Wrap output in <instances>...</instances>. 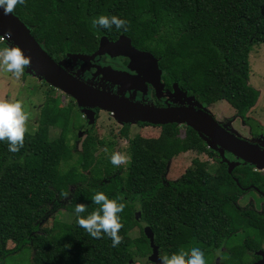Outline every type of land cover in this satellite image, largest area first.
<instances>
[{"label":"trees","instance_id":"obj_1","mask_svg":"<svg viewBox=\"0 0 264 264\" xmlns=\"http://www.w3.org/2000/svg\"><path fill=\"white\" fill-rule=\"evenodd\" d=\"M13 13L54 59L69 49H94L101 36L116 40L125 34L159 59L168 81L178 82L202 103L225 100L245 114L259 99L260 91L249 82L250 53L264 44V0H24ZM99 14L123 17L127 31L93 29L91 18ZM4 46L7 40L0 39ZM52 89L39 126L25 132L19 151L9 152L7 142L0 141V264L23 247L33 250L31 264H155L147 257L144 225L154 231L162 256L187 253L205 240L222 244L240 229L264 233V218L242 215L233 200H221L239 189L224 164L214 176L199 167V181L190 175V181H177L174 188L162 185L171 158L189 150L210 153L193 128L186 125L183 136L178 124L154 126L157 132L144 128L130 139L128 168L115 173L109 156L97 154L92 133L80 150L74 149L69 134L79 122L77 104L72 99L65 105ZM53 126L60 128L55 137L50 135ZM95 191L125 204L116 247L106 236H89L75 222L76 203L86 205L81 215L99 207L90 199ZM58 206L73 219H48L50 209ZM47 220L51 225L45 230ZM137 228L139 236L133 235Z\"/></svg>","mask_w":264,"mask_h":264},{"label":"flooded vegetation","instance_id":"obj_2","mask_svg":"<svg viewBox=\"0 0 264 264\" xmlns=\"http://www.w3.org/2000/svg\"><path fill=\"white\" fill-rule=\"evenodd\" d=\"M99 47H100V43L97 44V46L91 50H87L83 48V50L77 49L76 51H74V49H69L60 58L57 57L55 59L58 62L65 61L63 65L65 66V69L69 73L77 76L82 81L88 83L89 85H92L95 88L102 89L104 91H110L115 94H120L127 98H131L136 101L142 102L144 104L155 105L157 107L177 106L178 104H182L181 101L184 100V98L178 102L175 101V97L172 95L174 90L173 84L175 83V81H168L161 67H160L161 74L159 78L160 82L157 83L158 86L154 85L151 82H146L144 86L142 85L140 89L122 88L120 85L104 79L103 73H98V72H100V69H103V67H111L112 69L115 70L127 71L131 75H136L138 71L137 69L130 67V58L128 56L121 54L113 55L110 52H104L103 54L97 55L94 59H91L86 63L85 61H83V59L76 57V55L78 56L81 54L92 55L99 49ZM136 47L140 50H147L144 48H140L138 46ZM27 74L31 75L33 78H36L35 76L32 75V73H27ZM42 82L47 83L46 81H41V83ZM47 84L50 85L49 83ZM49 87L50 89H48V91L51 90L52 86L50 85ZM188 95L191 94L188 93ZM69 98H70L69 103H71L72 99L74 98L71 96H69ZM74 101L77 104L79 112H81V115L79 116L78 124L76 126L74 125L72 126L71 132L69 134L70 141H73L72 144L74 145L75 150H80L82 148L83 141L90 133H92V135L96 138L97 144L99 146V152L97 154L103 153L106 156L107 155L109 156L114 151L121 152L125 150L127 152V155L129 156L130 139L133 138L135 135L139 134L137 133L139 129L166 125V124L155 125L148 122L139 121L137 122V127L139 126L140 128L136 129L134 128L135 126L132 125V123L130 122L120 123L119 121H117L115 118L112 117L114 120L113 123L116 122L115 125L116 129L112 128L109 131V134L101 136L97 130V122H99L103 113H108L110 115L111 112L101 108L84 109V107L79 106V104L75 99ZM199 102L202 103L201 101ZM202 104L204 108L206 106H211L210 104L207 103H202ZM43 105L44 102L41 105L40 109H42ZM255 105L245 114L238 113L235 110L234 112L235 119L234 118L233 119L235 121L239 120L238 128L240 130H238L234 126L235 121H233V119L230 120L229 117L224 115H220V116H221L222 124H227L231 128H236L238 132L242 134V138L248 140L250 143L254 145H257L260 151L264 152V119H263L264 107L261 108L259 107L258 111H256L254 110ZM92 111L94 112L95 122L89 125L90 122L89 113ZM257 112H259V114ZM168 124H177V123H168ZM178 125L182 130L181 135L183 136L186 124H178ZM117 131H119V133L121 134V140H117L116 137L112 136V133H115ZM199 136L206 143L208 149L211 150L210 153L206 150L203 151L189 150V151L197 152L200 156H205L211 159L213 164L206 165L207 166L206 169L211 171L213 176L215 174L214 169L224 164L228 173L230 174V177L233 179V181L237 184L239 188L237 191H235L234 195L232 193H226L225 198L221 200H233L232 202L236 206L237 210L243 213L242 215L250 216V213H254L264 218V167H260L257 164L246 162L244 159L238 157L236 154L228 150L222 149L221 147L214 145V143L212 146H210L207 140L204 139L201 134H199ZM122 140H126L128 144L127 147L123 146ZM189 151H185L181 154L187 153ZM221 151L224 153L222 154ZM177 156L171 158L172 161L169 167L167 164L165 173L162 175L161 183L164 186H172V184L177 181H190V175L193 176V174H189L188 176H186L185 174H188V171L190 170V167L193 165V163H195L196 161L198 162L200 159L198 157L194 158L191 166L185 169L181 173V175H179L177 178H169V174L171 173V165H173L172 162L175 160ZM129 161L130 159L126 162L125 165L115 166V173L122 174L128 168ZM199 162H200L199 164L202 163L201 161ZM100 164H102V166L100 167H103V162H101ZM86 172L89 174L90 170ZM240 178H242L243 183H241ZM195 180L199 181V178L197 179V176H195ZM172 188L174 187L172 186ZM195 201L197 202V204L200 203L199 202L200 200H195ZM62 203H64L63 200L60 204ZM62 208L66 210V208L63 206H58L55 209H50V210L59 211L62 210ZM139 212L140 209H137L136 211L137 219L140 218ZM38 231L40 233H44L43 230L41 229H39ZM237 233H240L243 237L242 238L243 246L235 245V244L232 246H227L226 244H224L225 242L218 245L215 242L208 243L206 242V240L204 241L203 244L197 246L201 248L204 252L205 264H264V233L253 234L249 230L247 231L243 230ZM149 246H150V252L147 255L148 258L152 253V247L150 245V241H149ZM139 258L141 257L139 255H136V259Z\"/></svg>","mask_w":264,"mask_h":264},{"label":"water","instance_id":"obj_3","mask_svg":"<svg viewBox=\"0 0 264 264\" xmlns=\"http://www.w3.org/2000/svg\"><path fill=\"white\" fill-rule=\"evenodd\" d=\"M0 35H6L9 46H18L30 57L26 73H32L52 87L73 97L79 106L85 108H101L111 112L120 123L139 121L151 124H186L202 135L210 146L216 145L228 150L246 162L264 167V152L257 145L237 136L226 129L215 117L204 108L195 95L173 84L175 101H181L177 106L157 107L144 104L131 98L110 91H104L89 85L77 76L69 73L63 65L65 61H56L38 42L31 29L13 12L5 15L0 9ZM110 52L113 55H125L130 58V67L137 69L136 75L111 67H103L100 72L104 79L120 85L122 88L140 89L146 82L154 85L160 82L159 59L149 50H140L128 35L121 34L116 40H110L104 35L100 40L99 49L92 55H76L85 61L94 59L97 55ZM158 86V85H157ZM203 107V108H202ZM94 112L89 113L90 124L95 122ZM172 160L169 161L168 167ZM144 233L150 241L152 253L149 260L160 264V247L155 242V234L149 225H145Z\"/></svg>","mask_w":264,"mask_h":264},{"label":"clouds","instance_id":"obj_4","mask_svg":"<svg viewBox=\"0 0 264 264\" xmlns=\"http://www.w3.org/2000/svg\"><path fill=\"white\" fill-rule=\"evenodd\" d=\"M24 3V0H0V9L7 15L12 13L17 5ZM127 20L115 14H99L91 18L90 25L93 29H122L127 31ZM30 64L28 57L18 46L0 47V68L11 73L19 79ZM28 115L19 100L0 97V141L7 142V150L15 153L24 144L25 132L28 130ZM109 162L113 166L125 164L130 157L121 152H112ZM91 202L99 207L86 212L84 203H76L73 211L76 214L75 222L93 238L106 236L111 240V246L116 247L122 237L119 230L122 227L121 216L125 204L119 197L109 198L103 191H95L90 197ZM160 264H205L204 252L199 247H191L187 253L183 250L173 252L170 255L160 257Z\"/></svg>","mask_w":264,"mask_h":264},{"label":"rangeland","instance_id":"obj_5","mask_svg":"<svg viewBox=\"0 0 264 264\" xmlns=\"http://www.w3.org/2000/svg\"><path fill=\"white\" fill-rule=\"evenodd\" d=\"M2 41V40H1ZM250 64H251V74H250V80L249 82L256 87L260 91L258 102L255 105L256 111H258V108L264 107V44L255 45L250 53ZM129 74V72L124 71ZM131 75V74H130ZM34 76V75H33ZM36 78H33L31 75H22L19 79L14 77L11 73L5 72L2 68H0V97L2 98H11L13 100H19L22 104L23 109L28 115V119L26 121L27 128L29 131H35L37 127L39 126V118L41 115V105L46 100V95L48 89H50V85L47 83H41V81L37 76ZM53 92H55L57 95L61 96L63 100L65 101V105L70 104V98L67 94L62 92L59 89H52ZM211 106H206L205 108L208 109V111L215 117V119L224 127L228 128L232 132H234L237 136L242 138V134L238 132L240 130L238 128L239 120L235 121L234 119V112L235 109L225 100H221L219 102L210 104ZM253 110V111H254ZM259 114V112H257ZM77 114V113H76ZM78 118L81 115V112L78 113ZM224 115L229 117V119H233L234 126L236 128H231L227 124H222L221 116ZM76 116V115H75ZM115 118L112 114L103 113L99 122H97V130L99 134L107 135L109 134V131L113 128L116 129V122L113 123V118ZM116 119V118H115ZM264 119V117H263ZM117 120V119H116ZM136 129H139L140 127H137V123H132ZM153 129L155 132L159 130L158 127H154ZM143 129H139L137 133H140ZM60 128L53 126L50 129V135L51 137H55L59 134ZM113 137H116L117 140H121V134L119 131L112 133ZM136 136V135H135ZM106 137V136H103ZM73 142V141H71ZM123 146L127 147L128 144L126 140H122ZM121 153H124L127 155V152L125 150L121 151ZM223 154L224 152L221 151ZM200 158L199 161L202 163L199 164L197 162L193 163L191 166L194 158ZM126 164V163H125ZM123 164V165H125ZM173 165H171V173L169 174V178H177L181 173L187 169L189 166L190 170L189 173L194 170L193 176H197L199 167H202L203 169L207 168L206 165H212L211 159L205 156H200L197 152L189 151L184 154H180L175 158V160L172 162ZM55 215L59 219H63L64 221H71L73 219L72 213L66 211L62 208V210L59 211H52V214L48 216V219ZM45 223V227L47 228L45 230H48L50 228V223ZM243 231V229H240L238 232ZM253 234H259L257 230L250 229L249 230ZM133 235L139 236V230L138 228L133 231ZM242 235L240 233L231 235L228 239H226L225 243L227 246L232 245H241L243 246L242 242ZM11 246H13V243H10ZM32 255L33 250L29 247H23L21 251H18L17 253H14L10 256H8L6 260V264H31L32 261ZM135 264H138L137 262Z\"/></svg>","mask_w":264,"mask_h":264},{"label":"built area","instance_id":"obj_6","mask_svg":"<svg viewBox=\"0 0 264 264\" xmlns=\"http://www.w3.org/2000/svg\"><path fill=\"white\" fill-rule=\"evenodd\" d=\"M0 39H1L2 41H5V40H7V37H6V35H1Z\"/></svg>","mask_w":264,"mask_h":264}]
</instances>
